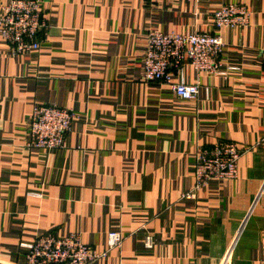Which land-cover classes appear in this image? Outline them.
I'll list each match as a JSON object with an SVG mask.
<instances>
[{
    "label": "crops",
    "instance_id": "0c3cea01",
    "mask_svg": "<svg viewBox=\"0 0 264 264\" xmlns=\"http://www.w3.org/2000/svg\"><path fill=\"white\" fill-rule=\"evenodd\" d=\"M226 2L248 8L247 25L214 26ZM41 12L38 48L12 53L0 35V264H23L21 243L46 232L103 251L113 229L122 244L92 264H264V0H42ZM151 29L219 34L223 72L185 63L195 99L143 80ZM36 104L75 113L63 148L26 146ZM218 139L246 148L237 176L185 197L195 152Z\"/></svg>",
    "mask_w": 264,
    "mask_h": 264
},
{
    "label": "built area",
    "instance_id": "2783aa9c",
    "mask_svg": "<svg viewBox=\"0 0 264 264\" xmlns=\"http://www.w3.org/2000/svg\"><path fill=\"white\" fill-rule=\"evenodd\" d=\"M42 0H7L0 15V35L9 43L12 53H20L39 46L38 34L45 25L41 12ZM249 21V10L244 4L222 3L213 12L214 26H245ZM143 58L145 81H157L171 86L175 95L182 99H195L198 84L186 83L183 66L188 63L195 71L210 74L222 73L220 53L223 41L213 32L181 33L151 29L147 33ZM264 63V49L262 51ZM179 74L173 81L172 75ZM75 113L55 104H36L27 119V147L43 149L63 148L66 135L71 130ZM246 150L232 140L218 139L212 145L202 147L195 153L194 183L196 190L204 187L211 179H232L237 176L238 160ZM124 239L119 230L107 233L106 249L98 251L84 243L77 232L57 235L46 232L33 241L21 243L24 247L23 264H92L104 258L108 251L118 248ZM151 237L146 235L144 243L151 246ZM222 264H225L224 262Z\"/></svg>",
    "mask_w": 264,
    "mask_h": 264
},
{
    "label": "rangeland",
    "instance_id": "374dc122",
    "mask_svg": "<svg viewBox=\"0 0 264 264\" xmlns=\"http://www.w3.org/2000/svg\"><path fill=\"white\" fill-rule=\"evenodd\" d=\"M195 153H196V152H195ZM184 195H186V194H184ZM109 251H110V250H109ZM109 251H108V252H109Z\"/></svg>",
    "mask_w": 264,
    "mask_h": 264
}]
</instances>
